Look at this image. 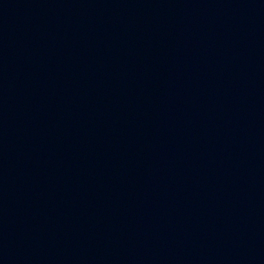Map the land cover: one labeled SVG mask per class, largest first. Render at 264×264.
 I'll use <instances>...</instances> for the list:
<instances>
[{"label": "water", "instance_id": "water-1", "mask_svg": "<svg viewBox=\"0 0 264 264\" xmlns=\"http://www.w3.org/2000/svg\"><path fill=\"white\" fill-rule=\"evenodd\" d=\"M0 264H264V0H0Z\"/></svg>", "mask_w": 264, "mask_h": 264}]
</instances>
